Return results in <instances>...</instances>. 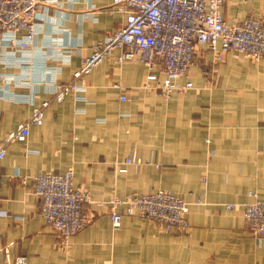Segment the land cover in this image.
<instances>
[{"label":"crops","instance_id":"obj_1","mask_svg":"<svg viewBox=\"0 0 264 264\" xmlns=\"http://www.w3.org/2000/svg\"><path fill=\"white\" fill-rule=\"evenodd\" d=\"M46 6L45 29L26 51L0 48V141L51 101L43 123L31 124L26 141L9 143L0 164V264L18 257L26 264H264V239L250 231L242 207L251 191L264 198V57L229 52L215 77L212 68L193 67L195 88L166 100L158 86L162 66L150 71L138 56L118 61L115 49L84 76V91L56 102L52 80L71 81L125 14L112 0ZM223 12L229 23L264 20V0H227ZM63 48L68 61L58 60ZM197 58L214 59L205 46ZM151 72L157 80L147 79ZM131 154L144 164L119 172ZM69 168L92 202L84 205L83 229L64 245L42 217L32 181L22 184L21 176ZM160 188L189 202L187 232L127 215L114 228L109 206L97 204Z\"/></svg>","mask_w":264,"mask_h":264},{"label":"built area","instance_id":"obj_2","mask_svg":"<svg viewBox=\"0 0 264 264\" xmlns=\"http://www.w3.org/2000/svg\"><path fill=\"white\" fill-rule=\"evenodd\" d=\"M112 1L125 14L123 24L93 46L91 54L84 58L71 81L61 83L52 80L53 101L62 102L75 90L84 91V76L115 49L120 50L118 61L138 56L150 71L161 65L165 79L158 82V86L165 97L195 88L188 75L190 69L199 66L197 53L201 46L212 52L218 62L224 61L229 52L240 53L249 59L264 57V20L249 16L229 23L223 12L227 0ZM48 4H58V0H0V48L6 52L4 54L11 52L14 55L16 50L26 51L31 46L32 38L45 29L43 9ZM58 58L68 61L70 49L63 48ZM147 79L157 80V76L151 72ZM120 98L126 100L125 95ZM50 102L43 101L30 120L21 123L16 131L0 141V164L6 157L9 143L26 141L31 124L43 123L44 111ZM133 161L129 158L126 163ZM121 171H126V168ZM29 181H32L34 193L42 202V217L62 235L63 244L69 245L70 238L78 234L86 223L84 205L92 202L91 195L74 184L72 168L62 173L21 176L22 184ZM250 195L253 199L242 204L243 214L253 235L264 239V198L255 191ZM97 204L109 206L114 228L120 227L125 215L154 220L168 232L188 231L190 228V204L183 197L166 190L114 196ZM226 207L231 209L234 205L227 204ZM14 264H26V258L18 257Z\"/></svg>","mask_w":264,"mask_h":264},{"label":"rangeland","instance_id":"obj_3","mask_svg":"<svg viewBox=\"0 0 264 264\" xmlns=\"http://www.w3.org/2000/svg\"><path fill=\"white\" fill-rule=\"evenodd\" d=\"M261 59V58H260ZM200 61H199V66H197V69H199V70H205L207 67H209V68H212V71L214 72L213 73V77H215L216 75H215V71H216V66L219 64V62L218 61H215L214 59H212L211 61H209V64L207 63L206 64V62H205V60H203L202 58H200L199 59ZM252 60H259V59H252ZM161 93V92H160ZM185 93V92H184ZM174 93H172L169 97H165L162 93H161V95L167 100V99H169L172 95H173ZM178 94H182V93H178ZM129 158H132L134 161L131 163V164H128V163H126V161H127V159H129ZM138 160H140V162H138ZM141 165V164H144V161L142 160V158H140V157H138L137 155H135V154H131L129 157H127V158H125L123 161H121L120 163H119V165H118V170H119V172H122L121 170L123 169V168H126V171H127V169H128V166H130V165ZM155 164V166L156 167H158V168H160V164H158V163H154ZM126 171H124V172H126ZM80 190H82V191H84V192H86V193H89L90 195H91V197H92V193H91V191L90 190H88V189H85V188H82V187H79V186H77ZM157 190H166V191H169V192H172V193H174V194H176V195H179V196H181L180 194H178V193H175V192H173L172 190H169V189H164V188H160V189H157ZM153 192V191H152ZM149 193V192H148ZM129 194H141V193H139V192H134V193H129ZM129 194H125V195H118V194H115V195H113L111 198H113L114 196H119V197H123V196H126V195H129ZM251 196V195H250ZM181 197H183V196H181ZM110 198V199H111ZM184 198V197H183ZM110 199H108V200H110ZM185 199V198H184ZM186 200V199H185ZM187 201V200H186ZM188 202V201H187ZM189 203V202H188ZM156 223H158V222H156ZM161 227H163V225L162 224H160V223H158ZM164 229V228H163ZM165 230V229H164ZM166 231V230H165ZM168 232V231H167ZM179 232H187V231H179Z\"/></svg>","mask_w":264,"mask_h":264}]
</instances>
